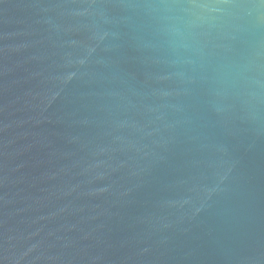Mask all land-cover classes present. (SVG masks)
Masks as SVG:
<instances>
[{"label": "water", "instance_id": "95a60500", "mask_svg": "<svg viewBox=\"0 0 264 264\" xmlns=\"http://www.w3.org/2000/svg\"><path fill=\"white\" fill-rule=\"evenodd\" d=\"M0 264H264V0H0Z\"/></svg>", "mask_w": 264, "mask_h": 264}]
</instances>
